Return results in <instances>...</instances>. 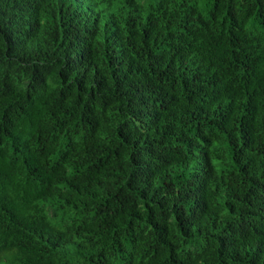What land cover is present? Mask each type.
Listing matches in <instances>:
<instances>
[{
  "label": "trees",
  "instance_id": "1",
  "mask_svg": "<svg viewBox=\"0 0 264 264\" xmlns=\"http://www.w3.org/2000/svg\"><path fill=\"white\" fill-rule=\"evenodd\" d=\"M0 264H264V0H0Z\"/></svg>",
  "mask_w": 264,
  "mask_h": 264
}]
</instances>
